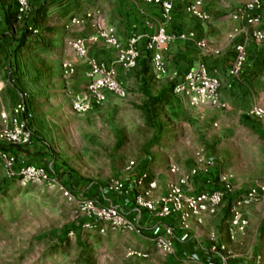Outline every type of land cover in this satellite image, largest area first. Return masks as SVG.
Returning <instances> with one entry per match:
<instances>
[{
	"label": "crops",
	"instance_id": "crops-1",
	"mask_svg": "<svg viewBox=\"0 0 264 264\" xmlns=\"http://www.w3.org/2000/svg\"><path fill=\"white\" fill-rule=\"evenodd\" d=\"M172 1L174 11L166 24L167 31L175 34L193 31L198 39L207 41L212 52L198 48L189 40H177L164 52L167 75L155 80L145 40L163 24L160 6L146 4L144 0H31L30 11L18 20L15 3L0 0V73L4 74L0 76V113L11 116L22 94L28 92H20L15 80H11L13 84L8 82V75L12 77L17 69L24 72L23 78L28 84H43L48 106L71 112L72 95L84 92L89 79L86 60L71 50L68 41L89 38L94 29L89 23L70 29L65 26L85 11H98L122 45L127 44L132 34L142 36L136 67L129 71L118 68V79L128 93L124 101L138 104L146 112L159 107V131L149 144H145L143 156L129 160L126 165L135 161L137 172H147L150 179L155 180V198L164 195L168 185L178 179V175L171 173L170 166L176 165L180 172H188L200 150L214 161V167L208 176L200 173L194 177L188 193L204 190L208 187L207 180H210V186H214L221 173H232L236 194L225 200L214 215L203 216L201 223L191 220L190 239L176 243L175 255L182 259L188 256L224 260L229 258L227 252L214 251L213 247L223 245L216 233L221 228L229 229L234 198L249 190L251 181L264 183V175H259L264 172V119L258 120L247 114L255 106L264 109V41L256 43L250 36L254 27L247 25L250 14L245 10L249 0H202L201 9L209 15L205 23H197L185 11L186 6L196 0ZM262 3L260 27L264 28V0ZM235 14H238L237 19L232 18ZM31 29L38 32L33 33ZM235 30L239 33L236 34ZM233 34L236 37L231 39ZM237 42L244 44L247 58L240 74L232 75ZM88 47L91 58L110 62L116 57V50L103 42ZM65 61L72 62L76 68L69 83L62 78ZM199 64H205L209 73L218 78L219 99L226 108L194 106L187 97L173 92L174 85L186 72ZM116 99L109 96L104 104ZM29 107L32 114L29 127L34 137L35 114L31 95ZM47 169L55 174L52 167ZM135 193L133 190L127 195L111 194L105 190L99 192L98 198L100 202L117 205L146 229L141 236L120 233L133 238L140 247L138 250L146 252L155 249L148 233L151 226L163 222L178 228L179 224L176 217L161 219L146 210L139 212L134 202Z\"/></svg>",
	"mask_w": 264,
	"mask_h": 264
},
{
	"label": "rangeland",
	"instance_id": "rangeland-1",
	"mask_svg": "<svg viewBox=\"0 0 264 264\" xmlns=\"http://www.w3.org/2000/svg\"><path fill=\"white\" fill-rule=\"evenodd\" d=\"M12 75L9 84L13 79L20 92L30 93L35 121L32 143L11 150L24 163L52 167L78 200L100 201L99 192L107 191L112 178L124 176L126 163L142 157L145 144L158 134L159 107L146 112L138 104L116 99L78 116L48 106L43 84H28L24 72L17 69ZM258 184L264 183L254 180L248 187ZM240 211L247 220L244 233L233 238L228 228L216 233L228 259H182L152 248L145 256H129V248L140 249L133 238L84 228L89 220L57 188L11 180L0 164V264H264V198Z\"/></svg>",
	"mask_w": 264,
	"mask_h": 264
},
{
	"label": "built area",
	"instance_id": "built-area-1",
	"mask_svg": "<svg viewBox=\"0 0 264 264\" xmlns=\"http://www.w3.org/2000/svg\"><path fill=\"white\" fill-rule=\"evenodd\" d=\"M17 7V18L22 20L31 9V0H12ZM146 4L161 7L163 24L157 32L145 40V49L150 54L151 66L155 80H161L167 75L164 52L169 45L180 41H191L198 48L209 51L205 39H198L195 32L170 33L166 24L172 19L174 3L172 0H144ZM202 0H196L188 4L186 13L197 23H205L209 15L201 9ZM263 9L262 0H249L245 10L249 12L246 20L248 26L254 27L250 36L256 43L264 41V28L260 27L262 18L259 12ZM257 12V13H256ZM238 18V14L232 16ZM89 23L94 29V34L89 38H76L68 41V46L80 58L86 60L88 66V83L84 92L72 95L71 113L84 115L96 107L104 104L109 96L123 100L128 93L124 84L118 79V68L129 71L136 67L141 50L139 44L142 36L132 34L126 45H122L113 31L109 29L98 11L88 10L82 16L71 19L65 26L70 29L73 26L82 27ZM37 33V30H32ZM235 33H239L235 30ZM234 33V34H235ZM231 35L234 39L236 35ZM103 42L106 46L116 50V57L110 61H100L88 56L89 44ZM235 60L230 73L238 75L246 62L247 53L243 43H236ZM212 52V51H209ZM217 53V52H215ZM76 73L75 65L70 61L62 64V78L69 83ZM219 80L209 73L205 64L191 67L182 80L178 81L173 92L187 97L194 106H210L213 108H226V104L219 99ZM30 93L24 92L20 101L14 106L13 114L0 113V164L7 178L19 180L22 183L39 182L57 188L64 197L74 202L89 222L84 228L96 229L100 233L108 230L119 233L143 235L146 230L142 225L130 219L117 205L100 202L94 199L78 200L69 189L65 188L57 179L51 169H43L19 160L11 148L27 147L32 143L33 132L29 127L32 114L29 107ZM247 114L255 119H264V109L255 106L248 110ZM135 161H130L125 169V175L112 178L107 185V192L111 194L127 195L136 191L134 202L140 212L146 210L149 214L164 219L176 217L178 228L163 222L155 223L148 229L150 240L154 248L165 256L176 254V243H184L190 239V222L195 219L202 222L205 215H214L220 205L229 197L236 194L237 189L233 182L232 173H221L217 177V183L210 186V180L204 190L190 194L187 192L191 180L200 173L209 175L214 167V161L207 158L200 150L196 152V162L188 172H180L178 166L171 165L170 171L178 175V179L168 185L167 191L161 197L155 198L153 191L156 188L155 180H151L147 172H137ZM264 195V184H258L249 190L236 195L231 209L232 220L229 225L231 238L238 233H244L247 220H244L240 209L242 206L257 201ZM214 251L225 250V246H214ZM129 256H145L144 251L129 248ZM208 264H217L209 262Z\"/></svg>",
	"mask_w": 264,
	"mask_h": 264
}]
</instances>
